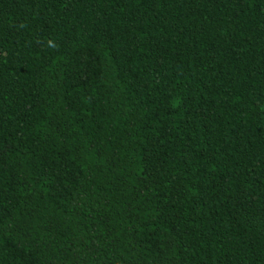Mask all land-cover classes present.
<instances>
[{
	"label": "trees",
	"instance_id": "1",
	"mask_svg": "<svg viewBox=\"0 0 264 264\" xmlns=\"http://www.w3.org/2000/svg\"><path fill=\"white\" fill-rule=\"evenodd\" d=\"M0 264H264V0H0Z\"/></svg>",
	"mask_w": 264,
	"mask_h": 264
}]
</instances>
